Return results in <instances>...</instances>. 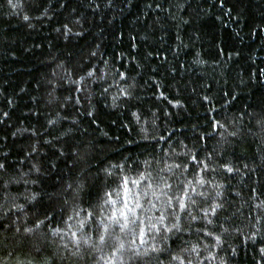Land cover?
Masks as SVG:
<instances>
[{
    "label": "trees",
    "instance_id": "16d2710c",
    "mask_svg": "<svg viewBox=\"0 0 264 264\" xmlns=\"http://www.w3.org/2000/svg\"><path fill=\"white\" fill-rule=\"evenodd\" d=\"M64 25L72 34L64 35ZM90 71L94 74L88 77ZM81 77L79 85L71 83ZM125 91L130 97L122 95ZM262 111L264 0H223L222 5L220 0H22L17 8L0 0V157L7 153L11 164L0 173V216L12 209L0 223L18 219L19 227H32L45 210L56 218L22 247L12 242V232L0 230V238L7 237L0 259L8 264H97L101 254L109 255L111 248L104 246L103 253L82 248L80 256L69 257L63 248L66 242L72 248L68 236L61 241L50 229L67 232L75 220L60 223L61 217L71 215L77 204L91 210L89 202L105 190L103 169L130 157L127 164L152 161L148 171L157 181L161 175L174 186L177 178L186 186L191 181L198 191L212 196L220 191L218 199L229 202L221 213L230 217L224 225L229 231L213 230L221 237L219 244L200 237L201 248L209 246L203 255L216 256L206 264L221 259L264 264L259 254L264 247V139L248 115L259 119ZM241 114L237 137L223 139L224 130L212 127L218 120L228 132L236 131L232 121ZM18 129L27 131L13 136ZM37 140L39 151L27 157ZM85 146L88 154L80 160L74 152L83 154ZM208 153L213 166L231 162L241 173L201 172L191 155L203 160ZM177 164L180 170L160 172ZM244 164L259 168L249 175ZM145 167L126 166L124 174L137 179ZM199 179L206 181L204 187L196 185ZM69 184L84 186L79 198L65 191ZM33 194L37 200H30ZM16 205L23 207L16 210ZM254 232L255 240L249 239ZM184 238L197 240L195 235Z\"/></svg>",
    "mask_w": 264,
    "mask_h": 264
},
{
    "label": "snow or ice",
    "instance_id": "6c2138e0",
    "mask_svg": "<svg viewBox=\"0 0 264 264\" xmlns=\"http://www.w3.org/2000/svg\"><path fill=\"white\" fill-rule=\"evenodd\" d=\"M221 5L223 0H220ZM8 3L13 7H22V0L14 3L13 0H8ZM111 3V0H109ZM99 7V5H97ZM151 7V5H149ZM159 7V5H157ZM230 11V10H229ZM47 9L44 10L46 14ZM39 17H37L38 19ZM25 21H28L29 16L23 17ZM60 31V29H57ZM72 34L71 29L64 25V35L68 36ZM82 33H75V35H81ZM91 56H95L96 53L92 52ZM93 72H88L87 76H93ZM123 77V74H121ZM84 80V77L80 78V81L71 80L74 85H79ZM51 83V81H49ZM77 92L83 91L82 88L77 87ZM105 92L108 89H104ZM122 95L130 97L129 92H122ZM163 95V93H161ZM227 95V93H225ZM55 99V97H53ZM69 98H65L66 102ZM205 100L208 97H204ZM235 99V97H233ZM77 98L76 103L79 104ZM87 115L93 117V111H88ZM243 115L234 117L232 126L236 128V131L228 132L224 124H221L218 120H213L212 127L214 130L217 128L223 129L227 134L223 139L228 137H237L239 133V127L243 122ZM250 119H255V126L261 134V138L264 139V111L259 119H256L254 114H248ZM4 117L8 116V113H3ZM139 121V116L133 113ZM4 121L0 119V123ZM95 122V120H93ZM49 124H53L54 121L49 120ZM144 131L143 129H141ZM25 130H17L12 135L16 136L22 134ZM252 132L251 129H248ZM256 135V133H252ZM33 137H37L38 133L33 130ZM144 139H148L145 135ZM157 139L156 137H152ZM118 139V138H117ZM163 140L164 137H159ZM50 141H44V144H49ZM128 143H134V141H128ZM40 143L37 140L36 143L31 145V150L26 153L27 157H31L32 153H37L40 148ZM87 146L83 154L80 151L74 152V155L83 160L87 156ZM63 155V153H61ZM187 155V153H186ZM130 157H124V162L120 164H110L107 168L103 169L105 177V190L103 195L97 193L93 199L95 203L89 202V208H81L78 204L72 208V214L61 217L60 223L67 224L68 221L75 220V224H67V232H64L60 227H53L50 229L52 236L59 237L61 241L65 240V236H68L69 242L72 248H69V243L63 244V248L68 253L69 257L80 256L81 249L90 251L92 253H103L104 246H109L111 252L105 256L101 254L97 264L100 261L103 264H206L210 260H216V256L209 252V255L204 256L203 252L209 250L207 244L201 248L200 237L214 238L219 244L221 237L219 235L214 236V229L219 227L223 233H227L229 229L224 227L228 223L230 217L223 216L221 213L226 212L227 200H220L222 193L216 191L215 195L211 193L198 191L197 187L192 186V182H187L185 185L183 180L178 179V183L174 186L169 183L168 179H165L163 175L159 176L157 181L152 176L151 172L148 171L152 167V161L147 159L143 161H133L132 164H127ZM191 162L199 167L203 173L219 174L221 172L238 175L241 173V168L234 166L231 162L220 164L218 167L213 166L214 161L212 160V154L208 153L205 155L203 160L198 158V154L191 155ZM145 165V170L138 172L137 179H131L125 173V167H133V165L139 164ZM11 167L10 162L7 160V153H4L0 157V173L7 172L8 168ZM173 167L177 170L181 169V165H167L166 169H160V172L168 171L171 172ZM259 168V166H258ZM258 168H249L247 164L243 165V169L247 174H252L258 170ZM33 169L39 173L40 169L33 165ZM187 166L181 172H186ZM119 173V175H117ZM115 177V179H111ZM35 183V181H33ZM144 183L145 187L141 188V184ZM115 184V187H112ZM206 181L199 179L196 181V185L204 187ZM217 187H222L217 185ZM84 186L77 184L75 188L69 184L65 191H72L73 198L77 199L80 197L81 191ZM252 193H256L257 189L252 188ZM239 195V193H237ZM258 198V196H257ZM30 200H37V196L33 194ZM64 204L67 205L68 201L65 200ZM207 204L205 208L203 205ZM148 207H145V206ZM264 205V202H262ZM262 205H256L257 208H262ZM23 206L16 205V210L22 209ZM264 210V208H262ZM63 212V208H61ZM12 209L3 213L0 216V221L5 218H9V214ZM155 213L152 215L151 213ZM81 213L83 217L81 218ZM42 215L43 219L39 216ZM55 216L49 210H45L39 213L37 219L33 221L32 227H19V221L11 220L10 223H0V230L3 232H12L13 236L16 237L12 242L19 246H24L31 238L36 236L42 226L51 225L55 221ZM222 222L217 225L216 221L221 220ZM211 226V229H209ZM75 227V231H73ZM259 231V230H257ZM191 237L195 235L197 240L193 242L191 239H185V235ZM249 239L255 240L256 232L248 237ZM7 237L0 238V244H4ZM109 241L113 243L109 245ZM264 243V239L261 240ZM175 246V247H174ZM215 247V246H213ZM33 248L37 254L41 251L39 247L33 245ZM235 254V250H233ZM259 254L261 261H264V247L259 248ZM95 258V257H93ZM0 264H8L6 260L0 259ZM22 264V262H17ZM219 264H226L224 260H220Z\"/></svg>",
    "mask_w": 264,
    "mask_h": 264
}]
</instances>
